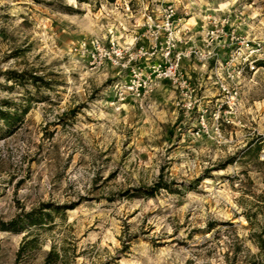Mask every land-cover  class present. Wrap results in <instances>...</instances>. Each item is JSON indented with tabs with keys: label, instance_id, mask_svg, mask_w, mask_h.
Returning a JSON list of instances; mask_svg holds the SVG:
<instances>
[{
	"label": "rangeland",
	"instance_id": "obj_1",
	"mask_svg": "<svg viewBox=\"0 0 264 264\" xmlns=\"http://www.w3.org/2000/svg\"><path fill=\"white\" fill-rule=\"evenodd\" d=\"M168 5L176 83L119 99L127 72L71 49L148 47ZM0 111V220L51 214L0 230V264L261 261L264 0H0Z\"/></svg>",
	"mask_w": 264,
	"mask_h": 264
},
{
	"label": "built area",
	"instance_id": "obj_2",
	"mask_svg": "<svg viewBox=\"0 0 264 264\" xmlns=\"http://www.w3.org/2000/svg\"><path fill=\"white\" fill-rule=\"evenodd\" d=\"M174 13V8L168 5L162 8L160 20L147 16L144 25L152 36L148 47L122 44L110 34L81 40L71 49L90 66L108 64L127 72L126 80L117 85L119 99L127 93L138 97L149 95L163 81L176 83L182 78L180 63L186 53L176 48L183 39L175 30ZM161 36L164 40L158 41ZM240 46L248 47V43L240 42Z\"/></svg>",
	"mask_w": 264,
	"mask_h": 264
},
{
	"label": "trees",
	"instance_id": "obj_3",
	"mask_svg": "<svg viewBox=\"0 0 264 264\" xmlns=\"http://www.w3.org/2000/svg\"><path fill=\"white\" fill-rule=\"evenodd\" d=\"M34 78V77H33ZM8 113L0 111V118L4 119L5 121L9 118ZM12 117V116H11ZM161 182L157 181L156 185H159ZM264 197V196H262ZM50 212H41L38 209H31L26 212H21L16 214L13 218L8 221L0 220V230H9V231H20L25 229V223L30 224H38L42 221H46L50 219ZM249 224L252 225L251 221L249 220ZM254 229V228H253ZM249 238L254 243V245L258 248L257 256L261 258V261H253L251 264H264V222L257 227V229L252 230L249 233ZM22 250L21 248L18 250V254H20ZM59 255L56 253L53 248H51L43 261V264H55Z\"/></svg>",
	"mask_w": 264,
	"mask_h": 264
},
{
	"label": "crops",
	"instance_id": "obj_4",
	"mask_svg": "<svg viewBox=\"0 0 264 264\" xmlns=\"http://www.w3.org/2000/svg\"><path fill=\"white\" fill-rule=\"evenodd\" d=\"M118 31V30H117ZM116 31V32H117ZM120 32V31H119ZM118 33V32H117ZM124 34H126V33H124ZM122 38L123 37V33H120V36H119V38ZM124 44H127V43H131V41L129 40V41H122Z\"/></svg>",
	"mask_w": 264,
	"mask_h": 264
}]
</instances>
